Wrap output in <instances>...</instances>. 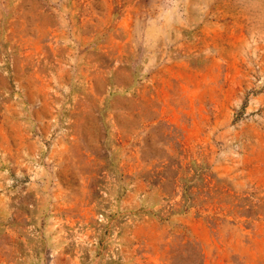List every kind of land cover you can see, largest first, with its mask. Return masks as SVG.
<instances>
[{
  "label": "rangeland",
  "instance_id": "1",
  "mask_svg": "<svg viewBox=\"0 0 264 264\" xmlns=\"http://www.w3.org/2000/svg\"><path fill=\"white\" fill-rule=\"evenodd\" d=\"M260 0H0V264H264Z\"/></svg>",
  "mask_w": 264,
  "mask_h": 264
},
{
  "label": "crops",
  "instance_id": "2",
  "mask_svg": "<svg viewBox=\"0 0 264 264\" xmlns=\"http://www.w3.org/2000/svg\"><path fill=\"white\" fill-rule=\"evenodd\" d=\"M253 6H259V7H262L264 9V0H260V1H257L252 4Z\"/></svg>",
  "mask_w": 264,
  "mask_h": 264
}]
</instances>
